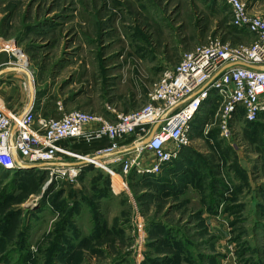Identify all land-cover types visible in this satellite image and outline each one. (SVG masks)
<instances>
[{"label":"rangeland","instance_id":"374dc122","mask_svg":"<svg viewBox=\"0 0 264 264\" xmlns=\"http://www.w3.org/2000/svg\"><path fill=\"white\" fill-rule=\"evenodd\" d=\"M230 23L221 0H0V71L30 73L43 114L114 122L146 108L185 53L251 44ZM28 99L25 73L1 77V111ZM220 108L204 105L160 181L105 160L77 175L0 168V264H264V113L249 123Z\"/></svg>","mask_w":264,"mask_h":264},{"label":"built area","instance_id":"2783aa9c","mask_svg":"<svg viewBox=\"0 0 264 264\" xmlns=\"http://www.w3.org/2000/svg\"><path fill=\"white\" fill-rule=\"evenodd\" d=\"M221 1L231 12L230 25L250 36L251 44L233 47L216 40L185 53L182 62L167 70L155 84L146 108L118 115L114 122L80 110L56 119L45 116L37 101L28 113L8 114L0 110V168L10 173L30 172L21 168L70 163L76 155L63 143H90L107 138L111 147L95 156H104L105 161L114 157L115 162L123 163L124 177L132 172L139 176H160L188 145L191 125L210 99L221 100L224 119L242 112L247 122L256 121L264 113V71L236 64L264 68V17L253 15L257 9L248 7L243 0ZM232 65L236 66L212 82ZM157 124L160 128L148 145L118 155L144 142ZM129 139L133 143L122 147ZM47 169L66 174L70 169L82 168Z\"/></svg>","mask_w":264,"mask_h":264},{"label":"water","instance_id":"95a60500","mask_svg":"<svg viewBox=\"0 0 264 264\" xmlns=\"http://www.w3.org/2000/svg\"><path fill=\"white\" fill-rule=\"evenodd\" d=\"M238 66H242V67H246V68H249V69H252V70H262L264 71V68L263 67H254V66H251L249 64H245V63H240V64H236ZM236 65H232V66H228L226 69L222 70L218 75L215 76V78L212 80V82H214L216 79H218L220 77V75L227 69L233 67V66H236ZM13 71H21L23 73L26 74V76L28 77V84H29V88H30V100H29V104L25 110V113H28L34 106V103L36 101V92H35V89L32 85V82H31V77H30V73H28L27 71H22V70H19V69H5V70H1L0 71V79L3 75L5 74H8L10 72H13ZM160 128V124H157L150 136L144 141L142 142L141 144L137 145V146H131L129 147L128 149L118 153V155H123V154H127V153H131V152H134L137 148L139 147H144L146 145H148L154 135L156 134V132L159 130ZM87 158V157H86ZM104 159V156H94L93 158H91L90 160H80V161H76V162H70V163H61V164H58V163H53V164H44V165H39V166H24L23 168H21L22 170H25V171H35V170H39V169H47L48 167H54V168H85L87 166H89L90 164H93L94 161H100V160H103Z\"/></svg>","mask_w":264,"mask_h":264},{"label":"trees","instance_id":"16d2710c","mask_svg":"<svg viewBox=\"0 0 264 264\" xmlns=\"http://www.w3.org/2000/svg\"><path fill=\"white\" fill-rule=\"evenodd\" d=\"M204 108V107H203ZM202 108V110H201V112H200V114L199 115H201V114H203V112H204V109ZM44 115L45 116H48L47 115V111L44 113ZM198 115V116H199ZM198 116L195 118V120L193 121V123L196 121V119L198 118ZM192 123V124H193ZM195 130H197V127H195ZM69 143L70 142H65V143H63L62 144V146H64V147H66V146H69ZM133 143V139H129L127 142H125L124 143V145H130V144H132ZM71 144V143H70ZM70 149H71V151L74 153V154H79V155H84V156H89V155H91L92 153H94V152H99V151H101V150H105V149H107V148H109V147H111V145H110V142H109V140L107 139V138H104V139H102V140H96V141H93V142H90V143H87V142H85V141H81V142H79V143H76V144H71L70 145ZM176 161V160H175ZM175 161L174 162H172V163H170V164H168L165 168H164V170H163V172H162V174L161 175H163V173L165 172V170L166 169H172V168H174V164H175ZM3 171V170H2ZM169 171H171L170 172V174H174L175 173V170H169ZM5 172V171H4ZM21 172H23V171H17V172H15V173H17V174H19V173H21ZM174 172V173H173ZM7 173H9V172H6V174ZM132 173H134V172H132ZM132 173H130L128 176H130ZM133 175V174H132ZM161 175L160 176H151V175H144V176H141V177H144V178H147V179H149V180H156V181H160L159 179H160V177H161ZM215 182L216 183H218V185H220V184H222L221 182H219L218 180H212V182L210 183L211 185L212 184H215ZM216 185V184H215ZM224 186V185H223ZM225 187V186H224ZM226 188V187H225ZM227 189V188H226ZM215 190H216V188H215ZM209 191H210V195L208 194L207 195V199H210V202L212 203V205L214 204L215 205V203H217V194H219V190L217 191L216 190V192L215 191H213L212 189L210 190L209 189ZM215 206H217V204L215 205ZM212 210V209H211Z\"/></svg>","mask_w":264,"mask_h":264},{"label":"crops","instance_id":"0c3cea01","mask_svg":"<svg viewBox=\"0 0 264 264\" xmlns=\"http://www.w3.org/2000/svg\"><path fill=\"white\" fill-rule=\"evenodd\" d=\"M252 6H253V9H257V8H259V4H260V0H255V1H253L252 2ZM28 101H29V99H28ZM27 101V103L25 104V106H24V110L23 111H25L26 110V108H27V106H28V104H29V102ZM71 144H69V146H70ZM94 153H97V152H94ZM94 153H92V154H94ZM76 155V157H84V155H79V154H75ZM115 179H118V180H120V177H116Z\"/></svg>","mask_w":264,"mask_h":264},{"label":"bare ground","instance_id":"6f19581e","mask_svg":"<svg viewBox=\"0 0 264 264\" xmlns=\"http://www.w3.org/2000/svg\"><path fill=\"white\" fill-rule=\"evenodd\" d=\"M22 71H24V69H22ZM20 73V72H19ZM31 82H32V78H31ZM32 85H33V82H32ZM114 157H109L106 161H107V164L108 163H113V162H115L114 161V159H113ZM87 159H89L90 160V158H87ZM98 161H94V163H97ZM70 173L71 175H77V170H75V169H70L69 171H67V173ZM58 174H60L59 172H57ZM72 173H74V174H72Z\"/></svg>","mask_w":264,"mask_h":264}]
</instances>
